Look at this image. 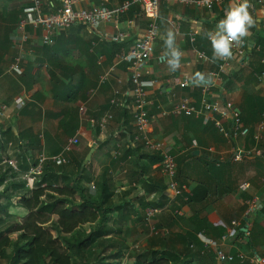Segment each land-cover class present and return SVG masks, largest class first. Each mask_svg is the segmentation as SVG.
<instances>
[{"label":"crops","instance_id":"obj_1","mask_svg":"<svg viewBox=\"0 0 264 264\" xmlns=\"http://www.w3.org/2000/svg\"><path fill=\"white\" fill-rule=\"evenodd\" d=\"M130 1L110 0L107 7L117 10ZM249 2V11L255 23L245 39L252 42L255 35V43L262 50L247 58L233 56L224 80L214 83L218 88L216 91L224 90L225 98L239 110L245 108L247 96H256L264 101V84L258 78L264 71L261 64L264 59V1ZM8 3L14 7L10 13H7V9L3 13L1 8ZM44 3L48 12H55L60 7V0H44ZM99 5L98 0H92L80 7L94 8ZM230 5L236 6L238 3L229 0L207 10L166 1L159 6V38L155 44V55H164L162 37L171 30L176 35V43L183 57L180 70L174 73H169L167 62L159 65L152 59L147 65L150 76L158 81L155 88L149 91V99L154 102L150 109V137L162 142L167 152L175 158L176 178L187 187V193L174 199L171 206L155 217L152 223L139 220L135 215L144 214L142 204L157 200L163 189V205L166 206L169 201L168 179L162 173L159 157L145 150L141 141H135L138 133L131 117V71L125 63L114 68L110 50L112 43L101 42L95 33L76 25L56 34L52 47L41 45L44 34L41 29L36 33L28 29L29 42L21 45L16 24L22 18L26 2L0 0V126L11 129L15 135H24L27 143L41 145L34 154L37 159L62 154L65 146L74 138L78 144L66 154L67 164H70L72 157L77 160L85 158L86 162L93 150L91 161L87 164L84 162V166L87 169L91 166L92 176H96L90 180L85 172V186L92 184L89 188L95 190L96 177L107 169L115 187L113 205L131 201L134 206V209L124 206L122 215L115 213L110 225H125L129 230H137L140 235L143 231L141 225H162L168 232L181 234L193 232L195 225H200L198 237L203 234L205 238L216 241L219 249L225 253L250 255L256 252L264 258L263 149L260 155L241 163L228 159L220 163L218 156L209 154L207 150L214 148L217 152H224L229 146L217 132L211 130L206 118L193 114L171 117L161 114L185 101V104L194 106L196 90L202 87L191 84L193 74L197 71L211 74L218 70L221 60L212 61L211 43L205 33L215 29ZM136 7L140 12L133 16L130 12L122 14L100 29L101 34L110 37L118 32L124 33L125 37L120 41L124 53L141 38L149 22L145 11ZM192 34H195L194 43L191 42ZM93 43L96 45L93 46ZM200 53H204L208 59H199ZM100 57L102 61L99 64ZM16 58L21 59L22 75L10 70ZM105 74H109L108 80L100 84V78ZM185 81L188 82L187 86L183 84ZM116 90L126 99V106L111 105ZM18 99L25 101V107L21 110L15 105ZM108 115L113 118L107 129L102 130L100 123ZM130 147L138 151L136 156L128 152L131 151ZM10 155L14 157L13 150H10ZM243 184H249L250 188L241 190ZM194 192L196 199L190 202ZM253 198H257L260 204L247 221L248 206ZM176 210L182 211L183 216H176ZM194 213H198L196 218L193 217ZM234 222L238 225L236 236L223 240ZM247 225L257 243L253 250L248 238L238 232H242Z\"/></svg>","mask_w":264,"mask_h":264},{"label":"trees","instance_id":"obj_2","mask_svg":"<svg viewBox=\"0 0 264 264\" xmlns=\"http://www.w3.org/2000/svg\"><path fill=\"white\" fill-rule=\"evenodd\" d=\"M136 6L132 5L126 13L133 16L140 12ZM9 44L12 45L11 42ZM112 44V59L117 54L129 52L124 53L121 42ZM255 52V48L247 49L246 58ZM201 91L197 89L193 98L196 108L200 107ZM245 105L239 110L242 122L252 127L259 124L264 113V101L256 96H247ZM40 146L27 143L24 135H15L11 129L0 126V164H3L0 173V223H4V218L23 216L21 225L12 224L0 230V264L1 261L5 264H123L127 260H132L131 264H218L215 251L206 250L198 237L200 225H195L193 232L186 234L168 232L162 225L156 227L158 234H151L147 225H141L142 234L150 233L154 241L139 255H126L127 251L130 252L125 238L126 227L115 228L110 222L115 213L123 214L124 206H134L131 201L113 205L115 187L108 170H103L97 177L93 190L85 186V158L77 160L72 157L70 164L62 166L46 161L37 175L34 184L37 188L30 190L25 175L31 167L38 165L39 158L34 154ZM261 148L264 151V142ZM130 149L128 152L136 156L138 151ZM10 150L14 151V157ZM11 160L15 161L17 170L9 165ZM61 179L70 181V184L61 187ZM164 191H160L152 203H143L144 214L135 216L146 222L148 211L164 206ZM195 199L194 192L190 202ZM197 216L198 213H194L193 217ZM48 224L53 231L45 229L44 225ZM238 232L245 235L240 230ZM247 238L254 249L257 245L254 234L250 233Z\"/></svg>","mask_w":264,"mask_h":264},{"label":"built area","instance_id":"obj_3","mask_svg":"<svg viewBox=\"0 0 264 264\" xmlns=\"http://www.w3.org/2000/svg\"><path fill=\"white\" fill-rule=\"evenodd\" d=\"M26 6L22 12V18L17 24L16 33L21 45L29 42L28 29H32L36 33L39 29L43 31L41 38V45L44 47H52L55 45L56 34L72 28L76 25H81L86 29L95 33L99 41H108L110 43H118L125 37L124 33L118 32L116 35L108 36L100 33V29L104 24L114 22L117 17L125 14L132 5H137L145 11L148 17V25L134 46L126 54H117L114 57V68L120 64H128L131 71L130 84L131 90V117L132 125L137 131L135 141H141L145 150L155 153L161 158L162 173L168 179L167 189L169 201L166 206L153 208L146 214V222L149 224L162 213L165 209L171 206L172 201L177 197L183 196L187 193V187L181 185L177 180V164L175 158L170 155L164 144L158 142L150 137L151 116L150 109L154 106V102L149 99V91L155 88L158 84L157 79H153L151 72L147 69V65L152 59H155L159 65H164L167 58L164 55H155V44L159 38V27L157 24L159 6L161 2H175L183 4L188 7L198 8L202 10L212 9L215 6L223 5L229 0H131L122 5L117 10H111L107 6L110 0H98L99 7L81 8L83 3H89L92 0H60V7L55 12H48L47 5L44 0H24ZM238 4L242 0H232ZM262 3L264 0H257ZM191 42H195V34L191 35ZM96 43H93L95 46ZM255 48L256 52H261L260 45L252 44L247 39L241 46L233 48V56L238 58H245L247 56V49ZM200 53L199 59H204ZM204 56H206L204 54ZM99 64L102 57L98 59ZM264 66V59L261 61ZM229 60H221V64L216 72L211 73L214 82L223 81L227 73V66ZM11 72L17 75H22L21 59L16 58L11 66ZM109 74H105L100 78V84H104L108 80ZM259 80L264 84V71L259 75ZM184 86L188 85L185 81ZM216 85L209 87H202V99L200 107L189 106L184 104H175L170 110L162 111L163 117L196 115L197 117L206 118L211 127V130L217 132L228 144V148L224 152H217L214 148H209V154L218 156L220 163H224L227 159L234 163H241L247 159L256 157L261 153V145L264 142V113L261 122L255 126H247L241 120L239 109L234 103L225 98L224 90L215 88ZM126 99L121 97L119 90L114 91V97L111 100V105L115 107L126 106ZM17 109L25 107V101L18 99L15 103ZM0 116H2L0 114ZM113 116L108 115L100 123V129L106 130L108 123ZM252 137V139H249ZM78 144L76 138L71 139L63 149L62 154L53 158H39L38 165L31 167L25 175V179L29 182L37 181V175L41 173L42 166L46 161H52L57 166L67 164L66 154L71 152L73 146ZM197 147L196 144H194ZM118 152L116 156H118ZM15 170L17 166L14 160L8 162ZM32 183V182H31ZM29 186V183H28ZM241 190L246 191L250 188L249 184H243ZM260 202L257 198H253L248 206L247 221L257 211ZM176 216H183V212L176 210ZM233 228L229 229L223 240L234 237L237 234V223H233ZM247 231L243 232L246 237L250 234L249 225L246 226ZM151 234H158L155 225H149ZM206 249H213L215 251L217 261L219 264H233L239 261L240 264H264V258L258 253L253 252L250 255L244 253H237L235 255L227 254L222 249H219L216 241L205 238L203 234L199 236Z\"/></svg>","mask_w":264,"mask_h":264},{"label":"clouds","instance_id":"obj_4","mask_svg":"<svg viewBox=\"0 0 264 264\" xmlns=\"http://www.w3.org/2000/svg\"><path fill=\"white\" fill-rule=\"evenodd\" d=\"M251 5L249 0H242L236 6H229L225 11L224 18L220 19L215 29L205 33L211 43L212 61L230 60L233 57V48L241 46L249 35V30L254 26V19L250 14ZM164 39V56L167 57L169 73H174L181 68L183 52L176 43V35L173 31H167ZM204 59H208L201 54ZM191 84L197 87H209L214 85L211 74L195 72Z\"/></svg>","mask_w":264,"mask_h":264},{"label":"rangeland","instance_id":"obj_5","mask_svg":"<svg viewBox=\"0 0 264 264\" xmlns=\"http://www.w3.org/2000/svg\"><path fill=\"white\" fill-rule=\"evenodd\" d=\"M16 6V5H15ZM14 6H13V4L12 3H8V5L7 6H4V7H2L1 9L3 10L2 12L3 13H6L5 12V9H7V13H10L11 11H12V8H13ZM14 148V147H13ZM12 148V149H13ZM2 165L3 164H0V173H1V171H2ZM91 167V166H90ZM90 167H88V169H86V173H87V175L90 177V180H93L94 179V177L96 176V174H95V176L93 177L92 175H93V170L92 169H90ZM38 177V176H37ZM98 177V176H97ZM96 177V178H97ZM64 179V178H63ZM87 180V179H86ZM32 182V183H31ZM31 182H29L28 181V183H29V187H27L28 189H30V190H35L37 187H35L34 186V184L36 183V181L35 182H33V181H31ZM70 184V181H65V180H61L60 181V183H59V185L61 186V187H65V186H68ZM92 184H88V187H90ZM0 189H2V188H0ZM90 189H93V188H90ZM45 198H42V200H44ZM16 212V211H15ZM159 219H160V221L161 222H164V220L162 219V217H159ZM22 222H23V216H17V217H15V218H10V219H7V218H4V223H0V230H3L6 226H8V225H12V224H17V225H21L22 224ZM113 227H115V228H119L120 226H122V225H112ZM44 227H45V229L46 230H48V231H53L52 229H51V225L50 224H48V225H44ZM147 227V226H146ZM148 228H149V226H148ZM144 229H145V227H144ZM129 228H127L126 227V231H125V238H126V240H127V242H128V244H129V246H130V252L129 251H127L125 254L126 255H128L129 253H131L132 255H134V256H137V255H139L144 249H146V248H149L150 246H151V244L153 243V241H154V239H153V236L149 233V234H147V233H144L143 232V234H142V232H141V235L139 234V232L136 230V231H133V230H129ZM54 234V236L56 235L55 233H53ZM14 237H16V236H14ZM249 249V247L248 248H245V250H248ZM253 250V249H252ZM128 253V254H127ZM127 257V256H126ZM132 261V260H131ZM131 261H129L128 262V260L127 261H125L123 264H131L132 262ZM1 264H5V261H1Z\"/></svg>","mask_w":264,"mask_h":264},{"label":"water","instance_id":"obj_6","mask_svg":"<svg viewBox=\"0 0 264 264\" xmlns=\"http://www.w3.org/2000/svg\"><path fill=\"white\" fill-rule=\"evenodd\" d=\"M256 42V38H254V40L252 41V44H254ZM93 150H91V152L89 153V155H88V157H87V159H86V162H85V164H87V163H89L90 161H91V156H92V154H93ZM248 229H247V227H245L243 230H242V232H246Z\"/></svg>","mask_w":264,"mask_h":264}]
</instances>
